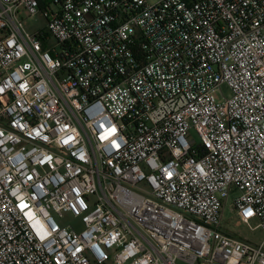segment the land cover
<instances>
[{
	"label": "built area",
	"instance_id": "2783aa9c",
	"mask_svg": "<svg viewBox=\"0 0 264 264\" xmlns=\"http://www.w3.org/2000/svg\"><path fill=\"white\" fill-rule=\"evenodd\" d=\"M231 196L264 231V0H0V264H264Z\"/></svg>",
	"mask_w": 264,
	"mask_h": 264
},
{
	"label": "rangeland",
	"instance_id": "374dc122",
	"mask_svg": "<svg viewBox=\"0 0 264 264\" xmlns=\"http://www.w3.org/2000/svg\"><path fill=\"white\" fill-rule=\"evenodd\" d=\"M158 0H149L150 3H155ZM25 29L34 34L36 32L44 30L46 27V20L43 15L38 14L33 17L26 18L24 21ZM223 90L226 95L229 94V89L227 86L223 87ZM196 142H199V137L192 132L191 134ZM232 200L233 196L227 202V206L225 208L223 214V229H225L228 233H230L233 237L243 240L249 241L255 245H260L264 241V231L260 228L252 231L246 225H237L236 220L238 219V214L232 211ZM59 225L66 226L72 225L78 231L82 230L83 225L79 219H74L70 214H65L62 219H59L54 213H52ZM251 227L255 228L259 224L258 220L251 221ZM178 264H184L183 262L179 261Z\"/></svg>",
	"mask_w": 264,
	"mask_h": 264
}]
</instances>
